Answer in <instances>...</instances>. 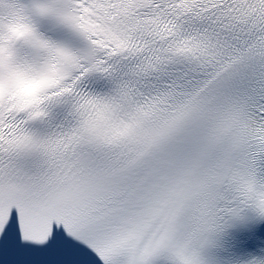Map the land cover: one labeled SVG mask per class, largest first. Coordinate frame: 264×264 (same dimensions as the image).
Returning a JSON list of instances; mask_svg holds the SVG:
<instances>
[{
	"label": "snow or ice",
	"instance_id": "snow-or-ice-1",
	"mask_svg": "<svg viewBox=\"0 0 264 264\" xmlns=\"http://www.w3.org/2000/svg\"><path fill=\"white\" fill-rule=\"evenodd\" d=\"M0 264H264V0H0Z\"/></svg>",
	"mask_w": 264,
	"mask_h": 264
}]
</instances>
